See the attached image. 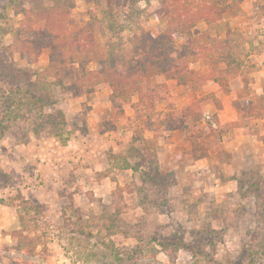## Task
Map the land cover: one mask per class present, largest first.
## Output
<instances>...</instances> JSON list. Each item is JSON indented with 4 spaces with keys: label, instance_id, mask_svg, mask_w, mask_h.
<instances>
[{
    "label": "rangeland",
    "instance_id": "1",
    "mask_svg": "<svg viewBox=\"0 0 264 264\" xmlns=\"http://www.w3.org/2000/svg\"><path fill=\"white\" fill-rule=\"evenodd\" d=\"M160 1L173 6L184 0H126L111 7L104 0H72L71 14L79 27L91 24L104 65L113 60L129 71V63L146 58L141 34L166 28L165 10L156 11ZM38 2L40 8L53 4ZM195 2L212 5L214 20L197 22L193 33L208 29L206 42L219 41L211 50L225 59L212 65L189 57L182 81L166 75L139 80L146 82L142 98L136 93L111 100L107 83L78 94L64 88L82 74L81 67L102 64L79 55L63 68L64 85L53 86L57 101L44 114L13 119L2 131L0 264H264V200L253 193L242 198L232 179L247 175L242 189L248 190L251 180L264 178V0ZM20 6L0 0V28L7 32L1 33L0 65L37 72L48 66L52 51L44 45L36 54L33 41L40 36L21 29ZM71 52L65 49L64 56ZM235 93L257 94L249 112L262 115L248 127L257 134L252 150L260 155L251 164L245 161L249 142L230 151L237 129L221 124L229 116L221 109ZM56 110L64 112L70 130L66 145L49 122ZM123 159L130 167L121 168ZM155 160L167 193L154 183ZM229 181L235 183L224 184ZM19 238L24 247L17 250ZM165 239L194 245L197 253L164 250Z\"/></svg>",
    "mask_w": 264,
    "mask_h": 264
},
{
    "label": "trees",
    "instance_id": "2",
    "mask_svg": "<svg viewBox=\"0 0 264 264\" xmlns=\"http://www.w3.org/2000/svg\"><path fill=\"white\" fill-rule=\"evenodd\" d=\"M104 1L110 7L119 5L122 3L121 1L126 2V0ZM12 2L20 3L21 5L18 12L23 15L21 29L40 36L39 39L32 40L35 47L38 48L36 54L40 53L44 45L49 47L52 53L49 54L48 66L37 72L36 70L32 72L27 69L0 65V83L4 87V90L0 91V125L2 124L0 126V136L2 135V131L8 128L10 125L9 122L13 119L16 120L24 116L29 117L28 115L33 111L44 114V107L52 105L57 101L53 86L58 84L60 86L64 85L63 78L60 76L65 72L63 68L68 63L75 62V59L79 55L96 59L102 64L99 68L91 70H86V68L81 67L82 74L72 81V84L70 83L64 88L78 94L83 89L91 92L94 91L99 83H107L111 88V100L118 97L127 99L136 93H139L140 98H142L141 89L146 87V82L142 83L139 80L149 82L157 76L166 75L168 78H177L178 81H182V77L184 76L182 73L190 71L187 64L189 57L192 61L204 58L212 65L226 58L225 54L223 56L221 52L217 51L213 53V50H211L219 46V41L206 42L205 37L207 32H209L208 29L198 35L193 33V28L197 25V22L204 21L208 25H211L214 20V12H211V10L210 12L208 11L213 6L206 7V3L203 2L184 0L177 3V5L173 4V6H168L164 5L167 4L166 1L164 3L160 1L156 11L159 14L160 11L165 10V16L167 18L166 28L157 35L149 31L141 34L139 39L140 48L146 53V58L143 60H134L133 64L129 63V71L125 70L127 67L121 68L114 66L115 62L113 60H110L107 65L103 64L105 60H101L98 57L101 51L99 52L93 46L94 36L89 31L91 24L86 23L87 25L85 24V27H79L71 14L73 8L72 0H53V4L41 8L38 5V0H29L30 4L33 3V8L26 6V0H19L18 2L12 0ZM3 31L0 28V45L2 44L1 33H7L5 29ZM178 38H182L183 41L178 42ZM65 49H71L72 51L68 57L64 56ZM57 62L59 65H57ZM136 65H138L137 68H134ZM50 74L56 76V80L53 82L46 81L47 76ZM212 79L215 82L221 83L222 81L219 76H213ZM8 83L11 84L9 85ZM7 86L8 89L6 88ZM155 95L153 94V97H156ZM238 106L242 117L241 121L251 117L253 112H249V110L251 111L253 106H255L252 100L246 106ZM48 118H51L49 122L51 121V125L54 128L53 135L58 137L62 145H66L70 140V130L64 127L66 123L64 112L62 110H56ZM186 124H184V128H189ZM236 124H239V121L232 123V125ZM145 143L149 144L147 141ZM155 148L157 149V146L152 145L151 150H155ZM206 156L207 154L205 152L195 157V159ZM128 167H130L129 162L123 159L121 168ZM151 173L157 180L154 183H161V188L167 193L164 188L167 189L168 184L160 176L157 160L154 161ZM246 178H248L247 175L241 177L238 175L232 178L237 180V188L239 192L241 191L240 196L245 198L248 194L253 193L257 198L264 200V178L259 176L256 181L251 180L248 190L246 188L242 189V186L246 187V182H249ZM166 193H164V197ZM13 234L16 235L17 233ZM161 246H163L164 250L175 248L176 252L179 248L184 247L194 253V255L197 253L194 250V245L191 246L182 240L165 239ZM23 247V241L19 238L15 244V249L20 250ZM170 259L171 261H176V256H170Z\"/></svg>",
    "mask_w": 264,
    "mask_h": 264
},
{
    "label": "crops",
    "instance_id": "3",
    "mask_svg": "<svg viewBox=\"0 0 264 264\" xmlns=\"http://www.w3.org/2000/svg\"><path fill=\"white\" fill-rule=\"evenodd\" d=\"M256 96H257V94H253V93H238V94L235 93V95L231 101V105L228 107L225 103L224 108L222 107V109H221L224 112L222 114L223 117L226 116L227 113L229 115L228 117L226 116V118L224 119V122H221V124H224V126H227V125H231L234 122L239 121V124L231 126L232 130H236V129L237 130H236V132L233 131L230 134V140H229V147L230 148H228V149L230 151L235 152V150L237 148H239L240 146H244L243 141L249 142V143H247V145H245V146H247V148H249V151H250V152H248L249 154H248L247 158L245 157L246 164H251V162L254 161V159H256V157L260 156V155H257V153H254V151L252 150V148H253L252 147V145H253L252 141L254 140L252 138H255L257 136V134L254 133L253 131H250L248 129V127H250L252 120L259 119V118H261L262 115L259 117H256V118H254V116H252L250 118H247L244 121H241L242 117H241V113L239 112V109H238L239 106L238 105H241L239 101H243V100L246 101L247 100V103H248L250 100H254V98ZM258 96H260V94H258ZM243 105L244 104H242V106ZM238 130H241L244 133V135H241L242 133H240V135H239V133L237 134ZM245 138H246V140H244ZM263 139L264 138H262V140H261L262 143H264ZM250 141H251V143H250ZM262 149L264 150V148H262ZM263 153H264V151H263ZM262 155H264V154H262ZM203 158H205V157H203ZM203 158L197 159L196 161L202 160ZM251 159H252V161H251ZM258 159L260 160V158H258ZM232 183H235V182L229 181V182H226L224 184L228 185V184H232ZM231 188L233 189V187H231Z\"/></svg>",
    "mask_w": 264,
    "mask_h": 264
}]
</instances>
